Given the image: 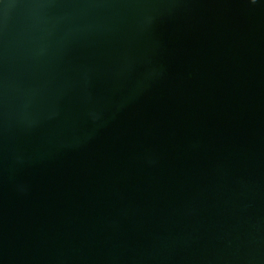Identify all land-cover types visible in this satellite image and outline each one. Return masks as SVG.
<instances>
[{
	"label": "water",
	"instance_id": "1",
	"mask_svg": "<svg viewBox=\"0 0 264 264\" xmlns=\"http://www.w3.org/2000/svg\"><path fill=\"white\" fill-rule=\"evenodd\" d=\"M0 264H264V0H0Z\"/></svg>",
	"mask_w": 264,
	"mask_h": 264
}]
</instances>
